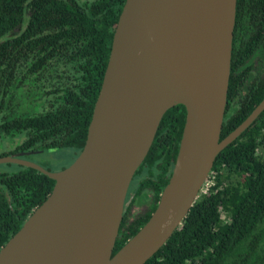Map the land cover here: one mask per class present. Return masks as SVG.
Returning <instances> with one entry per match:
<instances>
[{"label": "trees", "instance_id": "1", "mask_svg": "<svg viewBox=\"0 0 264 264\" xmlns=\"http://www.w3.org/2000/svg\"><path fill=\"white\" fill-rule=\"evenodd\" d=\"M124 3L0 0V157L72 150L77 158ZM263 98L264 0H236L220 140ZM185 116L182 105L163 115L130 183L112 255L155 210ZM54 183L30 167L0 164V249ZM205 183L181 225L145 264H264V110L217 155ZM134 206L141 210L131 212Z\"/></svg>", "mask_w": 264, "mask_h": 264}, {"label": "water", "instance_id": "2", "mask_svg": "<svg viewBox=\"0 0 264 264\" xmlns=\"http://www.w3.org/2000/svg\"><path fill=\"white\" fill-rule=\"evenodd\" d=\"M235 12L236 0H125L77 158L51 172L18 154L0 157L55 182L0 249V264H145L165 244L217 155L264 110L263 98L220 140ZM177 105L186 116L171 176L148 221L112 255L132 178Z\"/></svg>", "mask_w": 264, "mask_h": 264}, {"label": "rangeland", "instance_id": "3", "mask_svg": "<svg viewBox=\"0 0 264 264\" xmlns=\"http://www.w3.org/2000/svg\"><path fill=\"white\" fill-rule=\"evenodd\" d=\"M8 148H5L7 150ZM1 150V149H0ZM3 151V150H2ZM72 150H60V151H52V152H46L43 154H30V155H24L19 153L18 156L22 157L28 161H31L44 169H49L51 172H57L60 171L61 168L68 167L73 162V154L74 152H71ZM50 160V161H49ZM138 207L135 209V211H139Z\"/></svg>", "mask_w": 264, "mask_h": 264}, {"label": "flooded vegetation", "instance_id": "4", "mask_svg": "<svg viewBox=\"0 0 264 264\" xmlns=\"http://www.w3.org/2000/svg\"><path fill=\"white\" fill-rule=\"evenodd\" d=\"M39 154H42V153H39ZM128 190H129V189H128ZM127 194H128V192H127ZM126 197H127V195H126ZM125 201H126V198H125ZM124 204H125V202H124ZM134 207H135V206H134ZM134 207H132L131 210H133ZM136 208H137V207H135L134 210L131 211V212H134V213H135V212H136V211H135ZM123 210H124V209H123ZM122 219H123V218H122Z\"/></svg>", "mask_w": 264, "mask_h": 264}, {"label": "built area", "instance_id": "5", "mask_svg": "<svg viewBox=\"0 0 264 264\" xmlns=\"http://www.w3.org/2000/svg\"><path fill=\"white\" fill-rule=\"evenodd\" d=\"M206 186H207V183H205V184L203 185V187H202V189H201V192H205V190H206Z\"/></svg>", "mask_w": 264, "mask_h": 264}]
</instances>
